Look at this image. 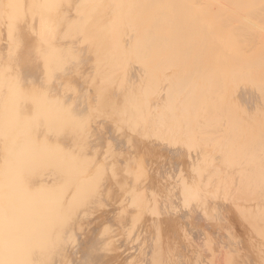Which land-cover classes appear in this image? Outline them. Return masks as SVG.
Returning <instances> with one entry per match:
<instances>
[{
	"label": "rangeland",
	"instance_id": "1",
	"mask_svg": "<svg viewBox=\"0 0 264 264\" xmlns=\"http://www.w3.org/2000/svg\"><path fill=\"white\" fill-rule=\"evenodd\" d=\"M78 1L0 0V207H5L7 200L9 181L7 170L12 168L11 172H13L21 165L14 156H18L25 147L34 150L42 148L55 162L56 170L51 171L54 172L51 176L56 177V183L54 185V182L48 181L50 179L46 166L40 164L39 180L38 182L34 180L33 185L38 190L44 191L46 186L51 187L53 184L49 193L52 194L54 190V195L48 200L43 199V202L49 201L55 204L64 202L63 205L68 206L65 214L61 216L69 222L68 229L74 238L72 250L74 252L71 251L73 254L70 256L75 264H264V176L262 175L264 155H261V152H264V145L259 146L263 149L260 150L261 156L256 153L260 149L258 145L264 144V139H262L263 143L260 139L258 141L261 143L257 142L253 138V133L249 136L248 131L251 130H248L245 123L243 124L244 121L251 122L254 116L252 112H250L251 120L247 122L248 114L241 118L244 114L237 104L236 108L239 107L238 110L243 115L239 116L237 109L232 108L236 110L230 112V114L233 112L234 121L232 117L224 118L229 117V113L221 114L224 117L221 115L214 117L213 121L216 122L214 126L212 119L207 121L205 118L202 123L205 122L206 125V122L211 121L213 124L209 122L207 126L211 124L213 129L209 127L204 129V133L199 134L197 130L196 133L194 131V134H191L190 131L195 126L193 123L197 121H194L193 115L189 114L191 118L186 114L178 117V110L176 114L171 111L172 115H149L146 113L149 110L143 109L144 104H141L142 101L139 99L141 96L138 91L143 89L134 88L133 94L139 93L136 100L140 101L138 104L142 108L140 110L137 103L133 108L136 111L135 108L138 107L141 111L137 119H140L139 116L142 117L140 121L135 118L138 122L132 124L134 121L131 120L136 116L128 115L129 118L125 114L127 108H124L128 106L130 100L126 103L127 97L124 96V99L120 94L115 96V93L107 91L111 90L108 87L114 89L115 85L106 84L104 87L108 89L105 90L104 87V89L100 88L102 85L96 84L93 86L96 91L93 92L94 89L83 85L81 80L82 84L78 83L79 80L75 81V77L79 74L84 82L97 83L98 78L102 77V72L89 65L80 64V59L62 48L61 54L67 59L64 62L56 59L55 64L59 70L64 69L68 75L65 81L67 83H63L61 88V91L66 93H63L64 98L74 91L80 94L79 88L84 91L83 94L92 91L87 94L89 98L85 95L89 99L86 104L83 103L85 117L83 119L75 116L67 117L69 110L66 109L67 106L64 109L62 107L61 116L66 118L62 119L63 117L59 116L60 111L56 112L54 119L57 120L58 116V120L63 122L58 123V130L45 132L48 134H45L46 139L42 138L41 133L33 134V127L27 126L23 121L24 116L34 114L37 109L35 104H24L21 98L22 96L34 98L36 95V88L31 86L35 84L32 79L34 73L31 72L33 66L29 63L33 59L28 53L43 55L39 56L41 58L47 52L53 53L57 45L55 34L52 35L49 30L43 28V20L52 16L47 22L51 27L58 24V20L73 21L77 11L75 8L76 15L72 16V10ZM43 36L50 37L45 44L41 40ZM70 80L78 87H70L72 85L68 83ZM97 87L105 95L107 94L106 98L111 99L110 97L113 96L112 101L107 99L108 103L104 102V106L111 102L112 105H109L111 107L115 104L113 103L115 99H120L119 101L121 98L124 99L125 101H122L125 103L121 102L123 112H119L120 108L117 110L120 106L118 101L119 106L111 107L112 110L107 106V111L104 109L101 112L99 109L101 105L97 104V107L94 104L104 101L105 96L100 93L101 90L97 91ZM71 88L76 90L72 91ZM170 88L172 90V87ZM85 90L89 91L85 93ZM117 90L116 93L120 92ZM164 90L161 92L166 93L169 89ZM108 92L113 95L109 96ZM92 93L94 96L98 94L99 99L95 96L98 99L96 102L91 96ZM83 94L81 93L80 96H84ZM135 95L134 97H137ZM86 97L81 98V100L85 99L81 102H86ZM58 100L60 102L63 97ZM91 101L95 103L92 104ZM88 103L94 110L97 107L96 111L86 108ZM11 104L16 106L15 110L10 111ZM258 104L262 105L260 100ZM154 105L156 106V103ZM108 109L113 111L112 114ZM181 117L183 120H179ZM238 117L240 122L242 120L241 124L237 123ZM253 120L259 122L255 117ZM129 121L131 124L128 123ZM185 121L187 124L184 123ZM79 122L84 125H77ZM181 122L186 125V129L187 126L190 128L187 129L188 134V131L181 127ZM137 123L139 124L136 125ZM190 123L193 126L188 125ZM251 126L253 132H258V129L264 127L255 123L256 131L255 127ZM218 127L227 129L221 130L222 128ZM210 128L216 135L219 131L223 132L215 136L211 131L213 136L208 131ZM243 128H247L246 131L242 132ZM202 130L200 128V131ZM258 135L257 133L255 137L261 138ZM250 137H252L251 141L258 143V145L252 143L257 149L259 148L255 149L256 152L252 151L256 154L254 156L249 153L253 148L252 144L248 146L240 142ZM248 140L245 139L246 144ZM242 146L244 149L241 150ZM245 148L253 158L248 157L247 153V158L245 154L242 155L245 158H242L240 153H244ZM202 155L203 159L205 157L204 160L212 158L210 162L214 163V166L210 164L209 168L205 165L203 167L200 158ZM239 157L243 160L241 161ZM251 159L254 160V166L250 165ZM246 164L252 169L250 166L246 168ZM255 166L260 167L261 171L257 167L254 169ZM257 172L260 176L255 174ZM23 180L24 177H21L19 181ZM18 214H21V218H16L17 223L10 226V234L12 231L21 233L26 228L23 213ZM39 214L40 216L36 214L35 220L45 223L48 220L47 212L44 210ZM2 220L3 217L0 216V229L3 227ZM55 228H58L57 225ZM63 229L67 231V228L63 227ZM3 236L7 240V233H3ZM7 244H0V264H32L24 260L12 261L3 257L8 249Z\"/></svg>",
	"mask_w": 264,
	"mask_h": 264
},
{
	"label": "bare ground",
	"instance_id": "2",
	"mask_svg": "<svg viewBox=\"0 0 264 264\" xmlns=\"http://www.w3.org/2000/svg\"><path fill=\"white\" fill-rule=\"evenodd\" d=\"M73 15L75 16L73 21L67 20V22H63L58 20V24H54L53 27L47 24L52 16L43 20V28L56 36L57 45L53 53L47 52L41 58L39 56L43 55H38L34 52L28 53L33 59L29 63L33 66L31 72L34 73L32 79L35 84L31 86L36 88V95L34 98L30 96L21 97L20 93L18 95L23 99L24 104H35L37 107L34 114L24 116L23 119L27 126L33 127V134L41 133L43 134L42 138L46 139L45 134L47 133L45 132L58 130V123L63 122L60 119L58 120L57 116L59 114L61 116L62 107L64 109L67 106L66 109L69 110L67 117L75 116L78 119H83L85 117L84 105L89 101L86 96L92 92L89 90L94 89L95 87L93 88V86H96V84L102 85L100 88L107 84L109 86L115 85L114 89L116 87L120 88V92L116 93L117 89L113 91L112 87H108L111 90L107 91L115 93V96L120 94L123 98L124 96L127 97L126 103L130 100V105L128 103V106L124 108H127L125 110L127 116H136L134 120L131 117V122L134 121L132 124L135 123V118L137 119V116L141 115L139 109L141 110L142 107L140 108L138 104L139 100H136V98L141 96L139 99L142 101L141 104H144L143 109L147 108L149 112H146V110L145 112L149 115H172L171 111L176 114L177 110L178 117L182 116L181 114H186V116H189V114L193 115L194 121H197L193 123L189 118L188 120L197 127L201 126L200 128L203 130L200 131V128L197 129L190 123L188 125L196 128L194 130L192 127L191 134H194V131L196 133L197 130L200 134L204 129L212 128L216 123L213 121L214 117H219L221 114H230L234 109H237L239 116L244 114L241 118L245 117L247 113L249 115H247V122L251 120L253 113V117L256 120L259 119V122L253 120L252 117L251 122L253 124L251 122H248V124L246 121L243 124L245 123L248 130L252 131L247 130L249 136H251V133L254 134L253 138L257 142H259L258 139L261 141L264 139V127L263 129H258V132L254 131L255 134L251 126L253 125L256 130L255 123L258 126L260 125V127L264 125V90H261L262 88L264 89V0H79L72 10ZM49 38L43 36L41 40L45 44ZM62 48L80 59V64L89 65L102 72V77L98 78L97 83H86L79 74L75 77V81L79 80L78 83L81 80L83 85L85 84L92 88L85 90V93L89 91L87 94H83L84 91L82 92L81 88H79V92L84 95L82 97L80 96L81 93L78 94L76 93L77 91H74L76 90L75 88L73 90L71 88V90L76 95L71 92V94L69 93L70 96L67 94L68 96L66 95L65 98L66 93L61 91L63 83H67L65 81L68 75H66L64 69H58L55 60L66 61L67 57L61 54L60 51ZM103 72L106 74L110 73V75L107 76ZM104 76H107L108 79ZM71 81L68 83L70 84ZM71 84L70 87L75 86L73 83ZM169 86L172 87V90ZM108 88H105V90ZM134 88H137L135 90L142 88L144 91L141 89L142 91H138L140 95L138 96V93L136 94L137 97H134ZM97 89L98 92L101 90L98 87ZM164 89L169 90L166 93L161 92ZM94 91L96 90L94 89ZM111 92H108L109 96L113 95ZM100 93L102 94L103 91L101 90ZM100 93L99 95H101ZM91 96L96 99L95 96L98 97V94L94 96L92 93ZM104 96V101H98L97 103L96 101L99 97L95 100V104L91 101L96 106L97 104L102 106H99L101 112L104 109L106 110L107 106L111 104L109 102V105L104 106V102L108 103L113 98V96L110 97L111 99H108L109 97L106 98L107 94H104ZM62 97L63 100L59 102L58 99ZM85 97L87 101L81 102L82 100L85 101V99L81 100V98ZM107 99L108 101H106ZM124 99L121 98V101H119L120 99H115L116 102L113 99L114 107L120 104L117 110L120 108L122 111L119 110V112L124 110L121 107V102L123 103ZM259 100L260 105L262 104L261 106L257 105ZM117 101L120 103L118 104ZM100 102L103 103L101 104ZM151 102L156 103V106L151 104ZM83 103L85 104L83 105ZM135 103L139 106V109L138 107L135 108L138 112L133 108L136 105ZM240 103L241 105L243 104V107ZM237 104L243 110L240 109L243 114L238 110L239 107L236 108ZM87 105L88 107L86 106V108L93 109L89 103ZM111 107L109 106L108 108L112 110ZM96 108L93 111H96ZM15 109L16 106L11 104L10 111ZM99 109L97 110L98 113L100 112ZM88 111L86 112L88 113ZM56 112L59 113L56 115L57 120L54 119ZM255 112H258V115ZM144 114L142 115L145 116ZM238 114H234V116L237 117ZM259 116L262 119L258 118ZM141 117L139 116L140 119ZM221 117L224 116L221 115ZM229 117L224 118L231 119L232 117L234 121L233 112ZM61 118L65 119L66 116H61ZM183 118L181 117L179 120H183ZM205 118L206 120L212 119L214 124L209 121L213 125L207 126L209 122H206L205 125V122L202 123ZM140 119L137 120L140 121ZM176 120H178L177 117ZM237 120V123L241 124L242 120L240 122L239 117ZM260 121L262 122L260 123ZM184 123L181 122V127L186 129ZM77 125L84 124L79 122ZM231 125L236 126L235 124ZM245 125L243 126L245 127ZM211 128L208 129L210 134L214 133ZM224 128L221 130H224ZM238 128L240 127L238 126ZM187 129L190 128L187 126ZM187 129L185 131H188V134L189 130ZM246 129L242 132L246 131ZM219 132L222 134L223 131ZM219 132H217V135L214 133L215 136L221 135H218ZM257 133L261 138L255 137ZM245 139L250 140L252 137L244 138L243 141H240L244 142V145L249 146L253 142L258 145L253 140H250L251 143L248 140L246 144ZM240 144L238 143V145ZM253 144L251 147L254 149L249 150L252 156L264 145H258L260 147L257 149ZM248 146L245 147L249 149ZM240 149H244L243 146ZM247 150L244 153L241 152V156L246 155V153L249 154ZM254 150L253 154L252 151ZM260 150L263 149L260 148L256 152L259 153V157L264 155V152H261L262 154L260 155ZM206 153L205 155H207ZM20 154L18 156L15 155L16 157L14 156L17 161L21 162L20 167L14 169L15 172H11L12 168L7 170L9 179L7 200L5 201V207H0V216L3 217V227L0 229V244L8 243L7 252L3 254V257L12 261L20 260L23 262L24 260L32 262V264H75L70 256L74 252L72 251L74 238L68 229L69 222L61 216L65 214L68 206L66 204L63 205L64 202L60 204L49 201L43 202V199L48 200L50 196L54 195V190L52 194L49 193L53 184L51 187L49 185V187L46 186L44 191L38 190L33 185L34 180L36 182L39 180L40 164H45L48 179H50L48 181L54 182L55 185L56 177L51 176L54 175V172L52 173L51 171L53 169L56 170L55 162L42 148H35L34 150L31 147H25ZM250 154L245 157H250ZM200 158H202V166L205 165V167L209 168L212 158L204 160L205 157L203 159V155ZM242 158H240L241 161L243 160ZM253 161L251 159L252 163L250 164L249 162L251 166L252 164L254 166ZM241 164L243 165V162ZM241 164L240 166L242 167ZM255 165H257L256 161ZM247 166L248 164H246V168ZM261 166L263 167V165ZM256 167L253 168L256 169ZM257 168L261 171L260 167ZM206 170L208 169L206 168ZM258 173L255 174L259 175ZM262 175L264 176V174ZM21 177H24L22 182L19 181ZM44 210L47 212L48 220L45 223L37 222L35 220L36 214L40 216L39 213ZM18 213H23L26 228L21 233H13L12 231V234H10V226L17 223L15 221L16 218H21V214ZM56 225L58 228H55ZM63 227L67 228V231ZM3 233H7V240L4 238ZM16 234L18 235L16 236Z\"/></svg>",
	"mask_w": 264,
	"mask_h": 264
}]
</instances>
